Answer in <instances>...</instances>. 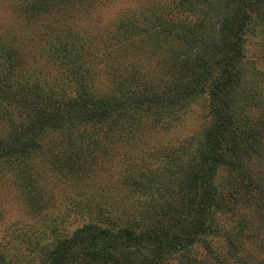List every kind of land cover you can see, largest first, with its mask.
I'll use <instances>...</instances> for the list:
<instances>
[{"label":"trees","instance_id":"16d2710c","mask_svg":"<svg viewBox=\"0 0 264 264\" xmlns=\"http://www.w3.org/2000/svg\"><path fill=\"white\" fill-rule=\"evenodd\" d=\"M76 1L26 0L16 13L26 19L66 10L73 15ZM95 1L79 4L88 10ZM155 17L160 22L154 29L145 24L139 28L131 17L121 22L120 34L98 33L107 47L155 36L164 79L154 86L138 84L137 68L133 74L134 69L122 68L126 63L121 62L120 72L110 75L108 89L97 90L93 72L80 58L89 49V35L82 39L74 34L71 41V34H54L51 26L45 27L47 42L37 45L34 54L27 52L30 42L34 47L42 40L0 36V121L11 131L0 136V172H15V183L33 216L50 205L34 172L80 180V172L93 171L92 154L100 139L98 149L105 154L111 135L163 127L184 109V99L202 94L208 98L209 122L201 134L159 150V166L136 174L130 183L128 179L129 193L113 199L120 200V206L108 212L104 205L93 206L81 197L62 213L70 218L74 211L81 220L73 231L68 232L71 222L63 217L35 225L32 231L40 230L41 239L30 241L22 233L25 247L41 251L40 258L32 257L28 264H264L241 255L244 239L260 238L264 215L237 208L256 192L264 193V99L249 83L244 90L247 35L253 28L264 35V0H178L174 9L158 10ZM210 20L216 21L213 31L207 27ZM54 56L66 61L69 77L41 89V80L49 77L46 65ZM29 57L48 62L35 67ZM30 79L34 82L29 84ZM63 144L68 150H60ZM84 145L92 156L80 158ZM38 156L41 166L32 162ZM127 196L142 199L141 209L130 214L134 204H121ZM259 201L264 204V199ZM220 235L225 248L217 253L212 240ZM43 237L51 243L41 245ZM196 246L205 251L206 260L194 252ZM256 247L264 253V230ZM14 255L0 252V264H17L24 257L18 247Z\"/></svg>","mask_w":264,"mask_h":264},{"label":"rangeland","instance_id":"374dc122","mask_svg":"<svg viewBox=\"0 0 264 264\" xmlns=\"http://www.w3.org/2000/svg\"><path fill=\"white\" fill-rule=\"evenodd\" d=\"M80 1H76L78 5H75L76 9L73 11V15H69L68 10H66L57 15H43L26 19L17 16L18 13H16V10L18 11L26 0H0V36L6 37L9 34L18 38L21 42L31 38L33 40L35 38H38L39 41L42 40L39 44L34 43V47H32L30 42L29 45L31 46L27 52L31 51L34 54L39 51V48L37 50V45L43 46L47 42L48 31L45 27L51 26L55 30L54 34H60L61 32L71 34L68 38L71 41L75 38L74 34L82 39H86V35H89V39L85 42L87 49H89L83 51V56L80 58L93 72L94 86L97 90L108 89L106 86L111 85L110 75L121 69L118 67L121 62L126 63L122 68L127 65V70L132 71L134 69L133 74H135V69L137 68L135 76L139 78L138 84L146 86H150V84L154 86L155 83L160 84L164 79V71L159 64L162 51L158 48V41L155 36L147 39H145L146 35L135 38L130 36L133 41L128 46H121L118 43V46H115L113 42L112 47H107L104 46V42L101 40L103 37L98 35V33H107V31L115 33L118 30L117 32L120 34L122 33L121 22L131 17L133 18L131 22H135L139 28H144L142 24H145L154 29L153 27H156L160 22L155 17L158 10L168 9L171 6L174 9V5L178 0H96L94 2L96 4L88 10L85 5L79 4ZM212 8H214V5H212ZM56 18L62 24H56L53 21ZM214 23H216L215 20L207 22L209 31H213ZM61 36L62 38L64 37L63 34ZM246 43L245 67L247 71L244 90L247 91L246 84L249 83L252 88L257 89L258 93L261 92L260 94H262L264 99V35L253 28L251 31L249 30ZM76 57L79 58L77 52ZM29 61L33 62L32 64L35 67L48 62L44 58L41 61H35L31 57H29ZM66 68V61L61 59V57L54 56L49 61V64L46 65V71L44 72L49 77H45L47 80H41V89L48 90L50 89L49 86L55 82L63 83L69 77V72L65 70ZM133 74H124V76L131 77ZM40 78L41 76H39ZM55 79L58 80L55 81ZM32 82L34 80L30 79L29 84ZM54 90L56 91V89ZM184 101V109L178 116L173 118V122L170 124H166L163 127L159 126L147 132L135 129L132 133L125 134L123 137L121 135H111L105 141V154L98 149L100 142H103V138L100 139L95 155L92 154L93 171L87 172L85 175L84 172H80V175L84 177L80 179L81 181L76 179L72 181L71 177L70 181L61 177L54 178L56 174L53 172H34L39 175V186L45 190L50 198L49 207L34 216L29 214V210L26 209L20 186L15 183V172L10 175L5 173L10 170L3 168L5 170L0 172V252L5 255L15 256V247H18L23 252L24 257L21 260L19 258L17 264H24L25 262L28 264L32 257L38 256L40 258L41 251L37 248L38 246H35L34 249L25 247L21 234H27L30 241L37 240L41 231L38 230L37 233H33L34 231L32 230L35 229V225L39 227L45 221L52 222L56 218L60 220L63 217H67L62 213L65 212L66 208H71L72 203L79 201L78 199H81V197L89 198L93 206L104 205L108 212L112 208L120 206V200L113 203V199H120L121 193H129L127 191L131 177L151 170L149 167L159 166L157 162L158 158L161 157L159 150L164 147L174 148L180 142H184L194 136L197 138L209 122L208 98L206 94L195 95L184 99ZM262 104L264 105V103ZM253 114L256 116L254 112ZM7 127V123L0 121V136H9L11 131ZM46 142L48 143V139ZM61 148L63 149L60 150H68L65 144ZM73 149L75 150L74 152L77 151V147H73ZM79 154L80 158L86 157V155L92 156L88 145L82 146L79 149ZM32 162L37 164L36 166H41L43 161L38 156ZM249 184L254 185L255 183L249 180ZM252 190L254 189L250 191ZM260 199H264L262 191L256 192L250 201L238 203L237 208L247 212L248 215H264V204L259 201ZM121 200V204L126 208H128L129 204H134L130 208V214L141 209L143 202L138 196L122 197ZM92 203H89L90 207H93ZM66 220L71 222L68 225V232L81 225V220L77 218L74 211L71 212L70 218L67 217ZM263 230L259 232L260 238L252 236L250 241L243 240L244 248L241 249L243 251L241 255L249 254L248 256L255 258L256 261H264V253L260 252L256 247L263 238ZM39 239H41L40 236ZM224 239L225 237L223 238L222 235L213 238L212 246L217 250V253L224 251ZM24 240L26 241V239ZM41 243H43L41 245L46 246L51 241L49 238L43 237ZM194 252L199 254L200 260H206V254L204 255L203 253L205 252L204 250L196 246ZM204 262L205 264H210L206 261ZM211 263L218 264V261L213 260Z\"/></svg>","mask_w":264,"mask_h":264}]
</instances>
